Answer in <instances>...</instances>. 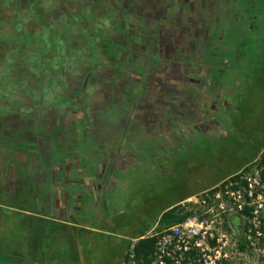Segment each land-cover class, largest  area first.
I'll use <instances>...</instances> for the list:
<instances>
[{
	"label": "flooded vegetation",
	"instance_id": "flooded-vegetation-1",
	"mask_svg": "<svg viewBox=\"0 0 264 264\" xmlns=\"http://www.w3.org/2000/svg\"><path fill=\"white\" fill-rule=\"evenodd\" d=\"M199 4L0 0V137L22 168L9 164L5 189L29 191L45 220L63 222L76 175L125 172L137 143L195 133ZM24 140L33 154L19 151Z\"/></svg>",
	"mask_w": 264,
	"mask_h": 264
},
{
	"label": "rangeland",
	"instance_id": "rangeland-1",
	"mask_svg": "<svg viewBox=\"0 0 264 264\" xmlns=\"http://www.w3.org/2000/svg\"><path fill=\"white\" fill-rule=\"evenodd\" d=\"M199 1L205 36L197 43L195 133L137 143L139 163L125 172L76 175L74 197L59 209L63 222L45 220V205L36 208L38 197L29 191L0 189V264H120L126 244L162 212L199 205L205 191L257 157L264 146V0ZM12 145L6 141L8 157L0 162L22 171L10 158ZM33 150V142L19 145L24 154ZM223 222L216 225L228 254L223 264H263L264 254L238 251Z\"/></svg>",
	"mask_w": 264,
	"mask_h": 264
},
{
	"label": "built area",
	"instance_id": "built-area-1",
	"mask_svg": "<svg viewBox=\"0 0 264 264\" xmlns=\"http://www.w3.org/2000/svg\"><path fill=\"white\" fill-rule=\"evenodd\" d=\"M235 176V180L229 177L202 194L199 205L208 206L204 212L197 213L196 209L180 224L147 234L156 241L153 264H180L191 250L195 251V260L189 264H223L228 254L222 243L224 236L217 231V222L239 215L245 208L251 210L244 234L245 247L264 254V229L261 228L264 220L262 223L260 219L264 214V146L253 162Z\"/></svg>",
	"mask_w": 264,
	"mask_h": 264
},
{
	"label": "trees",
	"instance_id": "trees-1",
	"mask_svg": "<svg viewBox=\"0 0 264 264\" xmlns=\"http://www.w3.org/2000/svg\"><path fill=\"white\" fill-rule=\"evenodd\" d=\"M230 177L231 180H235L237 178L235 175H231ZM207 208L208 206L206 205L200 206L195 204H187L186 206H183L178 204L170 207L165 212H162L159 215L157 222H155L152 227L140 232L135 238H133V240H135L133 244L131 241L126 244V253L121 257L120 264H153L156 241L154 237L147 235L150 230L153 229L154 232H160L164 228L180 224L186 217L190 216L194 210L198 209L197 213H201ZM250 211V209L245 208L241 214H233L229 216L222 224L224 232H233L235 234L237 240V249L240 253H244L246 251L244 234L247 229V220L250 218ZM262 217L263 215L260 217V219L263 223ZM261 228L264 229L263 226ZM210 245L213 246L214 242H210ZM194 260L195 251L191 250L186 253L185 259L180 264H189V261ZM260 261H262L264 264V258H260Z\"/></svg>",
	"mask_w": 264,
	"mask_h": 264
},
{
	"label": "crops",
	"instance_id": "crops-1",
	"mask_svg": "<svg viewBox=\"0 0 264 264\" xmlns=\"http://www.w3.org/2000/svg\"><path fill=\"white\" fill-rule=\"evenodd\" d=\"M2 28V25H0V29ZM2 46V37L0 34V48ZM0 54H1V49H0ZM6 141H3V138L0 137V160L3 159L5 156H7V150L6 147L4 146ZM9 165L3 166V164L0 162V189H5L6 188V180L8 181V175H9Z\"/></svg>",
	"mask_w": 264,
	"mask_h": 264
}]
</instances>
